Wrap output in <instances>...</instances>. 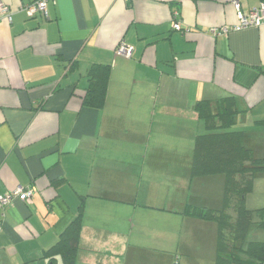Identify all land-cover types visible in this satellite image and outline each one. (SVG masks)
<instances>
[{"label":"crops","instance_id":"obj_1","mask_svg":"<svg viewBox=\"0 0 264 264\" xmlns=\"http://www.w3.org/2000/svg\"><path fill=\"white\" fill-rule=\"evenodd\" d=\"M1 1L0 195L32 197L0 209V264H51L80 206L74 264H214L216 226L181 211L221 200L198 197L179 159L205 133L195 103L225 97L264 157V23L214 35L237 24L232 0H47L34 17L35 0ZM238 1L246 15L264 4ZM92 65L109 67L99 108L83 104Z\"/></svg>","mask_w":264,"mask_h":264},{"label":"trees","instance_id":"obj_2","mask_svg":"<svg viewBox=\"0 0 264 264\" xmlns=\"http://www.w3.org/2000/svg\"><path fill=\"white\" fill-rule=\"evenodd\" d=\"M109 67L92 65L88 71V87L83 104L99 108L104 104ZM194 111L203 121L205 133L194 139L193 157L189 165L190 182L210 176H221V206L186 204L181 213L216 226L214 264H264V242H247L252 227L264 228V214L249 210L245 197L252 191L256 175L264 173V157H257L248 146L243 131L233 129L240 113L233 97L216 101L200 100ZM82 208L46 252L60 254L63 264H74L81 229Z\"/></svg>","mask_w":264,"mask_h":264},{"label":"built area","instance_id":"obj_3","mask_svg":"<svg viewBox=\"0 0 264 264\" xmlns=\"http://www.w3.org/2000/svg\"><path fill=\"white\" fill-rule=\"evenodd\" d=\"M46 2L47 0H35L30 4L22 7V11L28 17H34L38 14L44 15L46 13ZM232 5L237 11L238 22L236 25L229 28H222L219 30H212L214 35L225 34L229 30H240L250 26H258L264 23V4L260 5L259 8L250 11L247 15L240 11V4L238 0H232ZM178 13H174V17H177ZM0 20L11 21V13L9 8L0 0ZM172 28L176 31H181V25L178 21L173 22ZM115 55L124 58H129L131 55V49L124 42L118 44L115 49ZM32 197L31 188H18L16 191L4 195H0V209L8 207L14 198H19L24 202H29ZM173 264H178L176 259Z\"/></svg>","mask_w":264,"mask_h":264},{"label":"rangeland","instance_id":"obj_4","mask_svg":"<svg viewBox=\"0 0 264 264\" xmlns=\"http://www.w3.org/2000/svg\"><path fill=\"white\" fill-rule=\"evenodd\" d=\"M237 127L234 126L233 129H236ZM188 142H186L184 145H182L183 147H186L184 150H182V155L180 157V162L181 163H185V164H189L192 161V157H193V147H194V141L193 143H189L190 145H187ZM167 152V151H166ZM150 153H152V146L150 148ZM264 177V173H259L256 175V180L260 181L259 179H262ZM203 181V186L200 187L198 186L196 183V187L195 189L197 190V192H199L200 194H197L198 197H203L206 199H216L217 200H221L222 197L221 195V184H222V177L221 176H210L208 178H202L201 179ZM201 181V182H202ZM253 190V189H252ZM194 192V191H193ZM192 193V190H191ZM252 194V195H251ZM251 195V196H249ZM249 196V197H247ZM247 203L249 204V208L250 210H262L263 214H264V188H254L253 191H251L250 193L247 194ZM212 209H216L217 207H210ZM195 219V218H193ZM189 225L191 226L192 222L188 221ZM181 221L178 220L175 223V226H180ZM189 229V228H187ZM178 227H175L174 232L175 233H179L180 231L178 230ZM247 242H264V228L261 227H252L248 234H247ZM177 241H179V237L176 236V240L173 243L174 247H177ZM172 246V245H171Z\"/></svg>","mask_w":264,"mask_h":264}]
</instances>
